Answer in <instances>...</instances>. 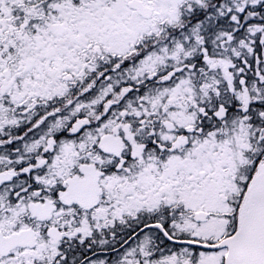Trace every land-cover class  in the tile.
<instances>
[{"label": "snow or ice", "instance_id": "snow-or-ice-1", "mask_svg": "<svg viewBox=\"0 0 264 264\" xmlns=\"http://www.w3.org/2000/svg\"><path fill=\"white\" fill-rule=\"evenodd\" d=\"M0 264H264V0H0Z\"/></svg>", "mask_w": 264, "mask_h": 264}]
</instances>
